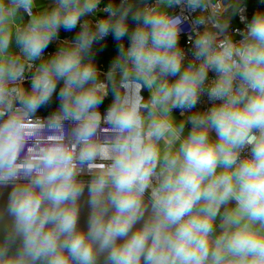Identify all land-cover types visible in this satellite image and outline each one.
Returning a JSON list of instances; mask_svg holds the SVG:
<instances>
[{
	"label": "clouds",
	"instance_id": "obj_1",
	"mask_svg": "<svg viewBox=\"0 0 264 264\" xmlns=\"http://www.w3.org/2000/svg\"><path fill=\"white\" fill-rule=\"evenodd\" d=\"M0 199V264H264V0H0Z\"/></svg>",
	"mask_w": 264,
	"mask_h": 264
},
{
	"label": "water",
	"instance_id": "obj_2",
	"mask_svg": "<svg viewBox=\"0 0 264 264\" xmlns=\"http://www.w3.org/2000/svg\"><path fill=\"white\" fill-rule=\"evenodd\" d=\"M0 203H2V199H0ZM81 226H83V219L81 221Z\"/></svg>",
	"mask_w": 264,
	"mask_h": 264
},
{
	"label": "crops",
	"instance_id": "obj_3",
	"mask_svg": "<svg viewBox=\"0 0 264 264\" xmlns=\"http://www.w3.org/2000/svg\"><path fill=\"white\" fill-rule=\"evenodd\" d=\"M250 2L254 5L255 0H250Z\"/></svg>",
	"mask_w": 264,
	"mask_h": 264
}]
</instances>
